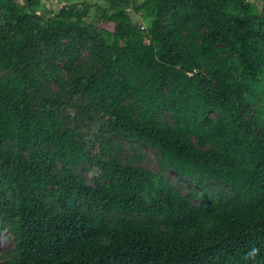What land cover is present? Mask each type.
Here are the masks:
<instances>
[{
	"label": "trees",
	"instance_id": "obj_1",
	"mask_svg": "<svg viewBox=\"0 0 264 264\" xmlns=\"http://www.w3.org/2000/svg\"><path fill=\"white\" fill-rule=\"evenodd\" d=\"M42 1L0 0V264H264V0Z\"/></svg>",
	"mask_w": 264,
	"mask_h": 264
},
{
	"label": "rangeland",
	"instance_id": "obj_2",
	"mask_svg": "<svg viewBox=\"0 0 264 264\" xmlns=\"http://www.w3.org/2000/svg\"><path fill=\"white\" fill-rule=\"evenodd\" d=\"M254 3H256L259 6V9H262L263 6V0H252ZM65 2L63 0H43L41 6L37 9L38 13L44 16H49V14L52 11H58ZM132 18L134 23L141 24L140 29H145L147 24L145 23L144 19L139 16V14L132 13ZM95 131L90 132L86 128V136L89 141L94 142L95 141ZM98 147V145H96ZM137 152L136 155L140 157V163L145 168H148L152 171H157L160 169L161 164L158 163V153L155 149L147 146L142 145H136ZM124 148L128 151L129 145L126 143L124 145ZM96 148L94 149L95 152ZM130 151V150H129ZM130 154H134L132 151H130ZM86 170L82 171V174H86L88 178H92V175L94 173L88 172L85 173ZM166 172L169 174V176L172 178L173 181H177V175L176 172L172 169H167ZM78 174L80 175V168L78 169ZM14 234L13 232L8 228H2L0 227V260H4L7 257H10V251L14 248Z\"/></svg>",
	"mask_w": 264,
	"mask_h": 264
}]
</instances>
